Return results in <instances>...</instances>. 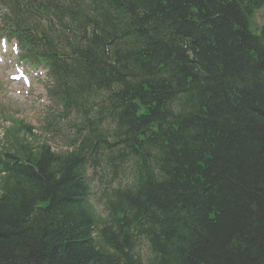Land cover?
I'll return each mask as SVG.
<instances>
[{"label": "trees", "instance_id": "obj_1", "mask_svg": "<svg viewBox=\"0 0 264 264\" xmlns=\"http://www.w3.org/2000/svg\"><path fill=\"white\" fill-rule=\"evenodd\" d=\"M63 1L0 0L22 3L13 33L32 50L43 36L45 62L60 56L56 37L32 18L74 13L73 70L53 69L70 78L52 94L85 112L73 149L19 143L0 159V264H264V28L251 31L264 0ZM109 101V149L136 159V183L96 240L86 165L105 147L99 124L84 126Z\"/></svg>", "mask_w": 264, "mask_h": 264}, {"label": "rangeland", "instance_id": "obj_2", "mask_svg": "<svg viewBox=\"0 0 264 264\" xmlns=\"http://www.w3.org/2000/svg\"><path fill=\"white\" fill-rule=\"evenodd\" d=\"M262 21L263 14L259 12L256 16L255 27L259 28ZM13 47L15 49V45ZM13 49L11 48L10 51L8 50L5 53V50L0 47V129L9 126V123L6 122L9 115L41 129L49 114L45 109L51 107L53 102L48 96H42L44 91L39 81L34 80L31 88L11 81L10 77L15 75V68L18 64H22L12 53ZM7 53L8 55H6ZM26 68L27 66H25ZM60 125L63 126V123L60 122ZM36 133L38 135L32 139L33 141L48 142L57 152L67 150L62 138L59 140L54 139L52 135L38 133L37 130ZM148 252H150V249L147 250V247L144 246L142 250L144 258L148 257Z\"/></svg>", "mask_w": 264, "mask_h": 264}]
</instances>
